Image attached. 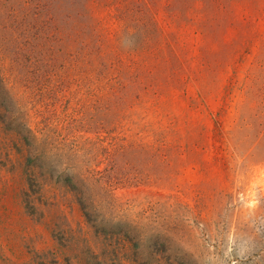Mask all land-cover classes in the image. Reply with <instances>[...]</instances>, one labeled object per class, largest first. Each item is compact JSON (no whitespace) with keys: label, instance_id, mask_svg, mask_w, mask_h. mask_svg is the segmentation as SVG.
Returning <instances> with one entry per match:
<instances>
[{"label":"rangeland","instance_id":"rangeland-1","mask_svg":"<svg viewBox=\"0 0 264 264\" xmlns=\"http://www.w3.org/2000/svg\"><path fill=\"white\" fill-rule=\"evenodd\" d=\"M0 264H264V0H0Z\"/></svg>","mask_w":264,"mask_h":264}]
</instances>
